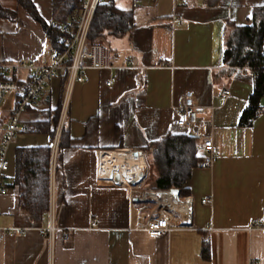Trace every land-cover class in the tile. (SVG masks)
<instances>
[{
    "label": "crops",
    "instance_id": "1",
    "mask_svg": "<svg viewBox=\"0 0 264 264\" xmlns=\"http://www.w3.org/2000/svg\"><path fill=\"white\" fill-rule=\"evenodd\" d=\"M31 1L52 24L51 0ZM116 4L130 10V0ZM259 8L264 0H144L134 10L132 31L110 43L115 64L123 68L87 70L88 82L74 85L64 113L63 83L53 80L37 106L21 116L22 132L8 150L0 228L24 229V234L0 241V264H264V96L258 117L241 126L255 76L223 61L232 27L251 26ZM0 9L5 12L0 62L50 58L53 49L41 23L17 0H0ZM17 78L26 80L27 73ZM223 89L230 92L227 98ZM188 93L202 109L200 131L212 135L218 158L211 169L195 167L187 194H181L193 197V228L153 237L137 226L149 221L155 204L136 195L130 199L125 186L101 182L99 154L125 148L141 152L148 188L145 151L150 145L169 135H189L200 149L199 138L177 126ZM16 97L0 108V141ZM63 128L71 139L59 159ZM43 146L52 147V214L48 210L42 222L33 223L19 208L16 154ZM49 225L56 229L52 239L39 233ZM205 238L208 260L201 257Z\"/></svg>",
    "mask_w": 264,
    "mask_h": 264
},
{
    "label": "built area",
    "instance_id": "2",
    "mask_svg": "<svg viewBox=\"0 0 264 264\" xmlns=\"http://www.w3.org/2000/svg\"><path fill=\"white\" fill-rule=\"evenodd\" d=\"M102 1L80 0V7L72 13L65 23L59 26V31L62 34L59 43L61 49L59 51L53 50L50 58L42 57L27 62H0V108L9 94H17L14 108L8 118L6 130L0 141V196L7 193V186L4 181L10 167L7 154L10 145L22 132L21 116L37 106L48 85L55 79L62 81L61 113H64L69 104L74 85L88 82L87 70L102 71L124 67H118L115 64L116 57L110 47L92 41L89 37L92 19ZM143 1L130 0V9L139 8ZM21 72L27 73L26 80L17 78V75ZM113 82L114 79H110L107 85L111 86ZM138 83L140 84L139 79ZM23 84L25 85L22 87ZM229 95V90L223 89L221 91L223 98H227ZM201 111V108L194 105L192 94H186L177 120V126L187 128L192 135L199 138L201 155L198 159V166L202 169H211L218 158V150L212 135L200 131L198 115ZM134 151L136 150H130L129 152L121 150L116 151V153H125L127 156L134 157ZM136 152H138V155H142L141 152ZM109 153L114 154V152H101L99 154V178L101 182L125 186L130 199L133 195H136L142 203L153 202L155 204L150 212L149 221L138 225L137 229L144 230L153 237H162L175 228H193L194 200L192 196L183 197L181 190L177 188L166 190L146 188L147 165L143 155L144 167L137 175L129 173L123 176L120 172V177L113 173V170L108 171L106 174L103 161ZM114 160H117V157ZM126 165H129V163H126ZM128 167L130 168V166ZM128 175H133V177L127 178ZM202 202L206 203L207 201L202 200ZM144 209H146L145 206L140 208L141 211ZM49 211L51 216V207ZM95 224V222H92L91 226L94 227ZM254 226L258 225L255 224ZM55 230V227L49 225L47 228L41 227L39 233L48 235L52 239ZM23 234L24 229L0 228V241H3L6 237L21 236ZM65 239L67 240L68 237L66 236Z\"/></svg>",
    "mask_w": 264,
    "mask_h": 264
},
{
    "label": "trees",
    "instance_id": "3",
    "mask_svg": "<svg viewBox=\"0 0 264 264\" xmlns=\"http://www.w3.org/2000/svg\"><path fill=\"white\" fill-rule=\"evenodd\" d=\"M17 1L34 20L41 23L52 49L59 51L62 39L59 26L80 7V0H51L54 19L50 25L40 17L31 0ZM0 15H5L2 9ZM254 17L251 26L232 27L223 54L224 63L248 68L255 76L254 91L242 114L241 126H250L258 117L264 96V8L257 9ZM133 27L134 10L120 9L116 0H103L92 19L89 37L111 48V40L126 36ZM70 139L63 128L58 147L59 159L62 149L70 145ZM199 152L196 139L189 135H169L163 141L150 145L145 151L149 166L147 187L154 190L178 188L182 195H186L191 172L198 166ZM51 155V146L23 148L16 154L14 183L19 187V208L33 223L42 222L49 210ZM201 257L205 260L210 257V244L206 238Z\"/></svg>",
    "mask_w": 264,
    "mask_h": 264
},
{
    "label": "bare ground",
    "instance_id": "4",
    "mask_svg": "<svg viewBox=\"0 0 264 264\" xmlns=\"http://www.w3.org/2000/svg\"><path fill=\"white\" fill-rule=\"evenodd\" d=\"M114 154H116V157H119L117 159L118 161L116 160L111 164L110 157H111V155H113V153L107 154L106 158L103 161V168L106 170V174L108 171L113 170L112 172L119 175V176H120V172H121V175H123V176H124V174L127 175L129 173H131L133 175H137L138 173H140V171L144 167V160H143L142 155H138V156L133 157V156H127V155H125V153H114ZM126 163H129V165H126ZM114 166L117 168L115 169ZM128 166H130V168ZM124 168H125V170H124ZM133 175H128L127 178H131V177H133Z\"/></svg>",
    "mask_w": 264,
    "mask_h": 264
},
{
    "label": "rangeland",
    "instance_id": "5",
    "mask_svg": "<svg viewBox=\"0 0 264 264\" xmlns=\"http://www.w3.org/2000/svg\"><path fill=\"white\" fill-rule=\"evenodd\" d=\"M112 43L111 44H113V40L111 41ZM116 43V42H115ZM13 96V94H9L7 97H6V101L4 102V104H7L8 102H9V99H11V97ZM57 97H58V95H57ZM56 96H55V99L57 98ZM150 183H151V181H150ZM150 208H152V207H150Z\"/></svg>",
    "mask_w": 264,
    "mask_h": 264
},
{
    "label": "water",
    "instance_id": "6",
    "mask_svg": "<svg viewBox=\"0 0 264 264\" xmlns=\"http://www.w3.org/2000/svg\"><path fill=\"white\" fill-rule=\"evenodd\" d=\"M124 152H129L130 151V149H127V148H125V149H122ZM133 155L134 156H137L138 155V152H136V151H134L133 152Z\"/></svg>",
    "mask_w": 264,
    "mask_h": 264
}]
</instances>
